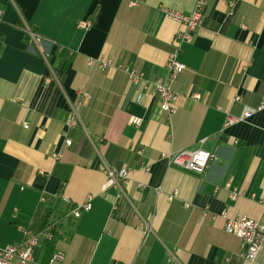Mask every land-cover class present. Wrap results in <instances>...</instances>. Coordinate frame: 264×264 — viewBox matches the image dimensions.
<instances>
[{"label": "crops", "instance_id": "0c3cea01", "mask_svg": "<svg viewBox=\"0 0 264 264\" xmlns=\"http://www.w3.org/2000/svg\"><path fill=\"white\" fill-rule=\"evenodd\" d=\"M195 5L0 0V249L20 245L29 227L44 228L39 215L49 205L55 214L90 195L92 209L63 221L29 264H50L56 252L65 255L56 264H264V247L254 262L244 258L221 217L264 223V0L207 1L178 57L186 69L173 84L169 124L155 85L183 27L168 11L189 14ZM87 18L93 26L80 29ZM102 57L109 68L88 65ZM73 109L75 127L67 125ZM227 114L244 119L225 127ZM201 140L215 155L204 174L162 158ZM106 166L128 168L129 178L105 188ZM58 194L63 200L53 201Z\"/></svg>", "mask_w": 264, "mask_h": 264}, {"label": "built area", "instance_id": "2783aa9c", "mask_svg": "<svg viewBox=\"0 0 264 264\" xmlns=\"http://www.w3.org/2000/svg\"><path fill=\"white\" fill-rule=\"evenodd\" d=\"M208 0H196L195 8L189 14H184L177 11H168V16L173 20L179 22L182 25V29L179 30L175 36L173 43V50L169 53L167 61V76L165 79H160L155 85L157 96L161 102V109L166 114V119L169 124L172 123V117L175 115L177 108L176 102L178 94L173 89V84L179 79L186 69L184 63L179 60V54L182 46L185 43H191L194 39V35L197 30L202 26L205 16V10ZM131 6H137V1H132ZM94 19L87 18L81 20L78 23L80 29H89L93 26ZM33 40L39 45H42V38L35 33L29 32ZM89 66H97L101 70H105L111 66V62L102 58H90L88 61ZM130 80L134 84H141L144 76L141 73H137L135 70L128 72ZM196 100L200 99L199 95H195ZM262 104L259 109H262ZM250 115V112L244 114V117ZM244 117H235L227 114L225 127L232 126ZM79 116L76 109H73L67 119V125L75 127L78 125ZM131 123L139 126L141 119L133 117ZM25 127H28L27 123H24ZM205 140H201L200 147L194 150L182 149L175 152L164 153L162 158L166 159L169 164L179 169L193 172L196 174H204L209 167L210 162L215 159V155L205 150L202 145ZM71 139L66 140V144L71 145ZM142 152V150H140ZM58 158V156H57ZM60 158V157H59ZM146 170H149V166H144ZM130 170L128 168H113L106 166L105 173L107 174V182L105 188H110L119 184V180H126L129 178ZM225 187L231 189V183L227 182ZM219 189V188H217ZM230 197L232 200L239 198V192L236 189H231ZM48 197L43 195L40 199V204H48ZM63 200L62 195H56L53 201L59 202ZM69 204V200L65 199ZM92 209V196H88L87 201L83 204L71 207L69 206L65 211L52 214L48 219L44 228L40 231H34L32 228L24 230V239L18 246H8L4 249H0V264H29L32 261L33 251L36 247L53 242L59 232V228L63 221L71 219L70 221H76L82 215L83 211H90ZM206 215V213H205ZM221 217L225 219V230L228 234L234 235L241 239L243 252L242 256L247 260L254 262L262 248L264 247V223L253 220L247 216H238L231 218L227 211L222 212ZM65 260V255L62 252H56L50 264H56Z\"/></svg>", "mask_w": 264, "mask_h": 264}, {"label": "trees", "instance_id": "16d2710c", "mask_svg": "<svg viewBox=\"0 0 264 264\" xmlns=\"http://www.w3.org/2000/svg\"><path fill=\"white\" fill-rule=\"evenodd\" d=\"M26 36V40L28 39L29 41V34L25 35ZM68 178L63 179V183H65L67 181ZM57 210V205L54 207L52 205H49L47 208H45L39 215V219L42 221V223L46 224V221L49 219V217L52 215V213ZM54 242V241H53ZM51 242V243H53ZM48 243V244H51Z\"/></svg>", "mask_w": 264, "mask_h": 264}]
</instances>
